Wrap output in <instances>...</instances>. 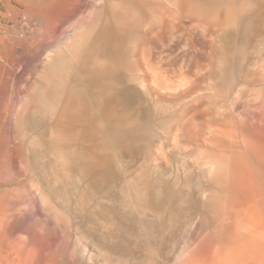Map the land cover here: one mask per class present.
I'll use <instances>...</instances> for the list:
<instances>
[{"label":"rangeland","instance_id":"rangeland-1","mask_svg":"<svg viewBox=\"0 0 264 264\" xmlns=\"http://www.w3.org/2000/svg\"><path fill=\"white\" fill-rule=\"evenodd\" d=\"M92 1L0 0V264H179L254 169L264 0H187L212 42L179 0Z\"/></svg>","mask_w":264,"mask_h":264},{"label":"bare ground","instance_id":"bare-ground-1","mask_svg":"<svg viewBox=\"0 0 264 264\" xmlns=\"http://www.w3.org/2000/svg\"><path fill=\"white\" fill-rule=\"evenodd\" d=\"M88 1V0H87ZM94 1V0H93ZM92 1V2H93ZM96 1V0H95ZM99 1V0H98ZM225 1V0H224ZM105 2V1H104ZM213 2V1H212ZM237 2V1H236ZM134 3V2H133ZM167 4V3H166ZM224 4V3H223ZM236 4V3H235ZM108 5V4H107ZM134 6V5H133ZM110 7V6H109ZM173 7V6H172ZM177 7L180 12L185 13L184 18H190L189 21L198 25L206 39V33L212 42L214 37L219 33L215 25H210L209 28L200 23V19L190 16L191 10L187 7V0L177 1ZM125 8V7H124ZM87 9V8H86ZM112 9V7L110 8ZM118 9V8H117ZM170 9V8H169ZM223 9V8H222ZM232 9V8H231ZM92 10V9H91ZM172 10V9H171ZM224 10V9H223ZM222 10V11H223ZM234 10V9H233ZM238 10V9H237ZM236 10V11H237ZM93 11V10H92ZM115 11V10H114ZM176 11V10H175ZM226 11V10H225ZM107 12V11H106ZM165 12H167L165 10ZM230 12V10L228 11ZM238 12V11H237ZM113 13V12H112ZM122 13V12H121ZM131 13V12H130ZM31 14V13H29ZM82 14V13H81ZM105 14V13H104ZM117 14V12H116ZM119 14V13H118ZM181 14V13H180ZM190 14V15H188ZM199 14V13H198ZM201 14V13H200ZM222 14V13H221ZM217 15V14H216ZM219 15V14H218ZM217 15V16H218ZM237 15V14H236ZM84 16V15H83ZM82 16V17H83ZM119 16V15H118ZM156 16V15H155ZM197 16V15H196ZM200 16V15H199ZM255 16V15H254ZM162 17V16H161ZM168 17V16H167ZM172 17V15H171ZM79 18V17H78ZM123 18V17H122ZM179 18V17H178ZM211 18V17H210ZM256 18V17H255ZM127 19V18H126ZM157 19V18H156ZM165 20V19H164ZM167 20V19H166ZM165 20V21H166ZM187 20V19H186ZM220 20V19H219ZM261 20V19H260ZM27 21V20H26ZM106 21V20H105ZM237 21V20H236ZM92 22V21H91ZM164 22V21H163ZM190 22V23H191ZM111 23V22H110ZM157 23V22H156ZM189 23V22H188ZM193 23V24H194ZM225 23V22H224ZM106 24V23H105ZM210 24V23H209ZM184 25V24H183ZM207 25V24H206ZM93 26V25H92ZM150 26V25H149ZM168 27V26H167ZM172 24V31L175 32ZM53 29V28H52ZM150 29V28H149ZM185 29V27H184ZM196 29V28H195ZM193 30V29H192ZM71 31V30H70ZM239 31V30H238ZM237 31V32H238ZM148 32V31H147ZM197 32V31H196ZM39 33V32H38ZM101 33V32H100ZM145 33V32H144ZM25 34V33H24ZM75 34V33H74ZM240 34V33H239ZM172 36V35H171ZM218 36V35H217ZM221 36V35H220ZM249 36V35H248ZM72 37V36H71ZM65 38V37H64ZM221 38V37H220ZM259 38V37H258ZM33 39V38H32ZM65 40V39H64ZM140 40V39H139ZM183 40V39H182ZM238 40V39H237ZM157 41V40H156ZM216 41V39H215ZM59 43V42H58ZM61 43V42H60ZM197 43V41H196ZM249 43V42H248ZM215 44V43H214ZM197 45V44H196ZM225 45V44H224ZM195 47V46H194ZM193 47V48H194ZM231 47V46H230ZM229 47V48H230ZM249 47V46H248ZM53 48V47H52ZM235 48V46H234ZM232 47V49H234ZM239 48V46H238ZM62 49V48H61ZM218 49V48H217ZM231 49V48H230ZM246 49V48H245ZM54 50V48H53ZM108 50V49H107ZM134 50V49H133ZM219 50V49H218ZM248 50V49H247ZM229 51V50H228ZM60 52V51H59ZM233 52V51H232ZM250 52V51H249ZM263 52V51H262ZM216 53V52H215ZM221 53V52H220ZM227 53V52H226ZM230 53V52H229ZM227 53V54H229ZM240 53V52H239ZM264 53V52H263ZM262 53V54H263ZM185 54V53H184ZM230 55V54H229ZM228 55V56H229ZM264 55V54H263ZM54 56V55H53ZM253 56V54H252ZM163 57V56H161ZM233 57V56H232ZM247 57V56H246ZM218 58V57H216ZM256 57H254L255 59ZM50 59V58H49ZM52 59V58H51ZM223 60V59H222ZM220 60V61H222ZM245 60V59H244ZM261 60V59H260ZM230 61V60H229ZM149 62V61H148ZM225 62V61H224ZM228 62V61H227ZM257 62V61H256ZM64 63V62H63ZM97 63V62H96ZM66 65V64H65ZM98 66V65H97ZM68 67V66H67ZM142 67V66H141ZM222 67V66H221ZM246 67V66H245ZM163 68V67H162ZM232 68V67H231ZM223 69V68H222ZM161 70V69H160ZM231 70V69H230ZM241 70V69H240ZM140 71V70H139ZM142 71V70H141ZM166 71V68H165ZM222 71V70H221ZM61 73V72H60ZM250 73V72H249ZM252 73V72H251ZM209 74V73H208ZM100 75V74H99ZM138 75V74H134ZM210 75V74H209ZM219 75V74H218ZM231 75V74H230ZM171 76V74H170ZM197 76V75H196ZM101 77V76H100ZM204 78V77H203ZM206 78V77H205ZM167 79V78H166ZM216 79V76H215ZM225 79V77H224ZM231 79V78H230ZM95 80V79H94ZM101 80V79H100ZM99 80V81H100ZM172 80V79H171ZM170 80V81H171ZM177 80V79H176ZM199 80V79H198ZM233 80V79H232ZM241 77H236L234 81L229 84L227 91L222 93L240 94L239 89H236L240 84ZM249 80V79H248ZM140 81V80H139ZM167 81V80H166ZM169 81V80H168ZM202 81V78L201 80ZM213 82V81H212ZM211 82V83H212ZM216 82L217 79H216ZM224 82V81H223ZM226 82V81H225ZM242 82V81H241ZM246 82V81H245ZM182 83V82H180ZM193 83V82H192ZM219 83V82H218ZM249 83V82H248ZM166 84V83H165ZM190 84V83H189ZM222 84V83H221ZM224 84V83H223ZM94 85V84H93ZM107 85V84H106ZM139 85V84H138ZM173 85V84H172ZM177 85V84H175ZM198 85V84H197ZM109 86V85H108ZM190 86V85H189ZM200 86V85H199ZM202 86V84H201ZM215 86V85H214ZM222 87V85H220ZM182 87V86H180ZM203 87V86H202ZM209 87V86H208ZM217 87V86H216ZM253 87V86H252ZM108 88V87H107ZM106 88V89H107ZM110 88V87H109ZM117 88V87H116ZM137 88V87H136ZM192 88V87H191ZM206 88V87H205ZM259 88V87H258ZM197 89V88H196ZM204 89V88H203ZM211 89V88H210ZM218 89V87L216 88ZM163 90V89H162ZM170 90V89H169ZM191 90V89H190ZM244 90V89H243ZM242 90V91H243ZM155 91V90H154ZM220 91V90H219ZM245 91V90H244ZM247 91V90H246ZM185 92H188L187 90ZM254 93V92H253ZM187 94V93H186ZM221 94V93H220ZM242 94V93H241ZM194 95V94H192ZM174 96V95H172ZM235 96V95H234ZM233 96V97H234ZM243 96V95H242ZM261 96V95H260ZM159 97V96H158ZM190 97V96H189ZM198 97V96H197ZM222 97V96H221ZM236 98V97H235ZM239 98V97H238ZM155 99V98H154ZM199 99V98H198ZM255 99V98H254ZM260 99V97H259ZM161 100V99H160ZM191 100V99H190ZM231 100V98H230ZM240 102V101H239ZM251 103V102H250ZM260 103V102H259ZM212 104V103H211ZM218 104V103H217ZM249 104V103H248ZM247 104V105H248ZM264 104V103H263ZM170 105V104H169ZM203 105V104H202ZM200 105V106H202ZM210 105V103H209ZM208 105V106H209ZM231 105V104H230ZM236 105V104H235ZM259 105V104H258ZM207 106V105H205ZM237 106V105H236ZM253 106V105H252ZM255 106V105H254ZM199 107V106H198ZM210 107V106H209ZM242 107V106H240ZM258 107V106H256ZM264 108V105H262ZM261 107V108H262ZM205 108V107H204ZM203 108V110H204ZM211 108V107H210ZM248 108V107H247ZM246 108V110H247ZM262 108V109H263ZM207 109V108H206ZM218 110V109H217ZM244 110V108H243ZM206 111V110H205ZM212 111V110H211ZM214 111V107H213ZM250 112V111H249ZM256 112V111H255ZM247 115V114H246ZM259 115V113H258ZM261 115V114H260ZM259 115V117H260ZM263 115V113H262ZM253 116V115H252ZM264 117V116H263ZM242 118V117H241ZM245 118V116H244ZM258 118V117H257ZM254 119V117H253ZM260 119V118H259ZM240 120V119H239ZM257 120V119H256ZM206 121V120H205ZM254 123L256 129L252 133L251 140L243 139L244 145L246 143L253 147V164L254 169L251 173L245 175L241 185V191H234L229 194V204L222 210L212 207L211 214L215 216L216 222L208 221V237L204 243L198 242L187 260L185 255H182L179 264H264V123ZM246 122V121H245ZM244 122V123H245ZM243 123V124H244ZM210 124V123H209ZM242 124V127H244ZM213 125V124H212ZM215 125V124H214ZM213 125V126H214ZM232 125V124H231ZM210 126V125H208ZM212 126V127H213ZM226 126V125H225ZM251 127V126H250ZM217 128V127H216ZM236 128V127H235ZM208 129V128H207ZM250 129V128H249ZM218 130V129H217ZM228 130V129H226ZM251 130V129H250ZM209 131V130H208ZM230 132V130H228ZM254 131V130H253ZM204 132V131H203ZM207 132V131H206ZM234 133V132H230ZM243 133V132H242ZM245 134V132H244ZM231 135V134H230ZM241 135V133H240ZM246 135V134H245ZM209 137V136H208ZM219 140V139H218ZM222 143V141H221ZM220 143V145H221ZM224 143V142H223ZM212 144V143H211ZM218 144V143H217ZM223 146V145H222ZM217 153V151H216ZM219 155V154H218ZM221 156V155H220ZM227 157V154H226ZM252 157V156H251ZM231 158V157H230ZM231 161V160H230ZM229 162V160H228ZM227 162V163H228ZM251 165V164H250ZM213 167V166H212ZM242 172V171H240ZM247 173V172H246ZM230 174V172H229ZM243 174V172H242ZM228 175V174H227ZM238 175V174H237ZM240 175V174H239ZM215 179V178H214ZM221 182V181H220ZM227 183V182H226ZM212 186V185H211ZM215 187V186H214ZM218 188V187H217ZM250 190V192H249ZM228 192V191H227ZM233 193V194H232ZM212 199V195L209 197ZM210 204V202H209ZM210 207V205L208 206ZM210 212V211H209ZM208 212V213H209ZM205 229V228H204ZM205 231V230H204ZM205 233V232H204ZM205 235V234H204ZM177 255V254H176Z\"/></svg>","mask_w":264,"mask_h":264}]
</instances>
